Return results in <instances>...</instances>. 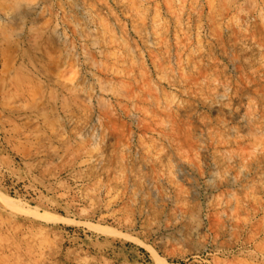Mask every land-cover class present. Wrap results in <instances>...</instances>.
<instances>
[{
  "label": "rangeland",
  "instance_id": "1",
  "mask_svg": "<svg viewBox=\"0 0 264 264\" xmlns=\"http://www.w3.org/2000/svg\"><path fill=\"white\" fill-rule=\"evenodd\" d=\"M0 264H264V0H0Z\"/></svg>",
  "mask_w": 264,
  "mask_h": 264
},
{
  "label": "bare ground",
  "instance_id": "2",
  "mask_svg": "<svg viewBox=\"0 0 264 264\" xmlns=\"http://www.w3.org/2000/svg\"><path fill=\"white\" fill-rule=\"evenodd\" d=\"M7 56H9V55H7ZM6 58H7V57H6ZM7 59L9 60V58H7ZM8 60H7V61H8ZM5 61H6V60H5ZM7 61H6V62H7ZM9 66H10V65H9ZM7 70H8V69H7ZM4 199H5L6 201H8L9 204H11V202L9 201V199H8L7 197H4Z\"/></svg>",
  "mask_w": 264,
  "mask_h": 264
}]
</instances>
